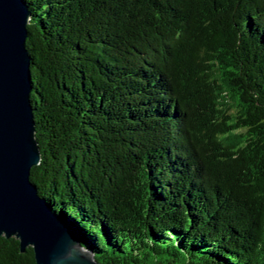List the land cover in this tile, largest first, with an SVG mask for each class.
<instances>
[{
    "label": "trees",
    "instance_id": "1",
    "mask_svg": "<svg viewBox=\"0 0 264 264\" xmlns=\"http://www.w3.org/2000/svg\"><path fill=\"white\" fill-rule=\"evenodd\" d=\"M31 181L99 264H264V0H23ZM0 264H37L0 237Z\"/></svg>",
    "mask_w": 264,
    "mask_h": 264
},
{
    "label": "water",
    "instance_id": "2",
    "mask_svg": "<svg viewBox=\"0 0 264 264\" xmlns=\"http://www.w3.org/2000/svg\"><path fill=\"white\" fill-rule=\"evenodd\" d=\"M30 21L23 0H0V237L17 239L23 253L33 248L37 264H99L31 181L42 153L31 103Z\"/></svg>",
    "mask_w": 264,
    "mask_h": 264
}]
</instances>
